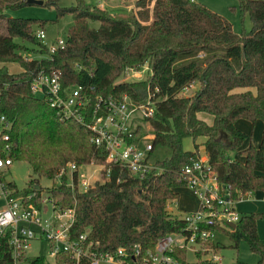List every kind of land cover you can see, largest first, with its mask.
I'll list each match as a JSON object with an SVG mask.
<instances>
[{
    "label": "trees",
    "instance_id": "1",
    "mask_svg": "<svg viewBox=\"0 0 264 264\" xmlns=\"http://www.w3.org/2000/svg\"><path fill=\"white\" fill-rule=\"evenodd\" d=\"M42 1L44 6H54L53 19L7 17L8 11L29 3L0 0V113L9 124L1 132L8 140L0 136V158L25 162L33 175L51 180L70 162L77 167L89 163L105 167L99 170L100 178L83 190L66 185L64 174L45 188L57 207L74 208L71 235L85 234L96 251L122 249L132 259L134 247L145 254L158 237L180 231L182 219L171 215L166 206L178 198L177 189L185 187L183 169L197 160L199 147L230 198L246 192L264 194V0H235L236 6L228 7L230 12L246 14L250 21L249 29L238 33L226 18L195 0H134L132 10L115 12L85 0H73L63 7L57 5L58 0ZM65 15L71 16V23L64 44L50 53L36 32ZM89 21L97 26H90ZM24 43L36 47L41 57L24 58L21 52L28 50ZM6 63H16L20 71L9 73ZM143 66L147 69L141 79L117 81L125 69L137 71ZM52 71L58 73L63 89L91 87V104L96 98L123 94L136 103L149 97L154 102L153 114L132 131L130 140L151 134L152 169L138 177L123 167L106 164L105 151L90 142L85 120H60L45 100L33 95L31 80ZM194 82L198 89L183 95ZM197 113L210 116L211 124L198 119ZM237 119L261 122L257 146L239 149L241 159L229 156L247 138L234 126ZM185 139L191 141L190 150L182 147ZM156 146L168 149V156L152 159ZM1 173L0 181L11 195L34 191V201L38 198L41 188L34 179L17 190ZM258 220H264V212L240 214L233 229L216 227L214 231L226 236L234 251L240 241L245 242L257 256L256 264H264ZM209 245L215 251L222 247L215 239ZM186 251H173L180 264H221L199 253L188 262ZM18 261L75 264L64 252L52 256L50 262L22 251ZM0 264H12L6 237L0 239Z\"/></svg>",
    "mask_w": 264,
    "mask_h": 264
},
{
    "label": "built area",
    "instance_id": "2",
    "mask_svg": "<svg viewBox=\"0 0 264 264\" xmlns=\"http://www.w3.org/2000/svg\"><path fill=\"white\" fill-rule=\"evenodd\" d=\"M36 37L43 41V31L38 30ZM63 44V40L57 39L46 48L51 53ZM146 69L145 67L144 72ZM129 70L133 78H142L141 71ZM29 89L33 95H41L38 98L47 102L58 119L74 118L82 122L85 120L84 126L90 133V142L95 148L105 151L106 164L123 167L138 177L152 169L151 141L141 146V137L130 140L132 131L138 125H143V120L153 114L154 102L149 97L136 103L123 94L117 98H96L91 104L88 94L92 91L91 87L86 90L80 85H74L63 89L55 71L35 76L29 84ZM8 126V121L0 113V136L2 130ZM1 138L3 141L8 140L6 134H2ZM3 149L7 151L9 148L5 145ZM10 165L9 158H0V171ZM97 167L99 170L105 168L103 165ZM108 172V169L104 172L105 178L108 177ZM183 173L187 176L185 187L196 197L197 208L193 212H186L181 218L183 226L180 231L158 237L152 250L140 255L139 250L134 247L132 259H128L122 249L109 253L96 251L94 244L85 239V234L71 235L70 228L75 217L73 207H57L42 190L35 201L34 191L24 196H13L5 182L1 181L0 200L3 207L0 208V239L7 238L12 264L19 263L20 254L26 250L29 242L35 239L47 243L51 257L58 252H64L75 264H180L173 256V251L180 248L192 252L201 250L207 259L219 262L220 255L209 245L216 235L214 229L221 227L230 230L227 223L235 224L240 215L235 209V203L248 198L264 201V194L246 192L239 193L237 199L230 198L225 186L218 181L208 166L205 155H199L197 160L185 166ZM62 174L66 177V185H75L79 190L85 189L95 181L82 174L78 175L77 166L72 162L67 163L54 180L58 181Z\"/></svg>",
    "mask_w": 264,
    "mask_h": 264
},
{
    "label": "rangeland",
    "instance_id": "3",
    "mask_svg": "<svg viewBox=\"0 0 264 264\" xmlns=\"http://www.w3.org/2000/svg\"><path fill=\"white\" fill-rule=\"evenodd\" d=\"M222 1L223 3H226V1L234 2V4H228L226 6L227 10H228V7L230 6H236L235 0H222ZM85 2L98 5L100 8H104L110 12H115L118 10H132L134 8L133 7L134 0H85ZM71 4H73V0H58L57 2V5L61 7L68 6ZM151 5H152V2L149 4V8H151ZM7 14L8 16H11V17L51 20L54 18L55 10H54V6L28 4L22 8L8 11ZM223 17L224 18L227 17L229 19L228 21L233 25V28H234V30L233 29L232 30L236 33H238L241 29L247 30L250 27V21L248 19V16L246 14H240L238 11L230 12L228 10V12L226 11V17L225 16ZM70 23H71L70 15H65L61 17L60 19H58L56 23H46L44 27L42 28V31L44 34V39H43L44 45L50 46L57 39L64 41L65 32H66L67 27L70 25ZM88 23L90 26H93V27L97 26V22L95 21H89ZM24 45L28 48V50L21 52V55L24 58L32 59V58L41 57L39 52L36 51L37 50L36 47L32 46L29 43H24ZM1 65L2 64L0 63V66ZM4 66L9 73H16L20 71V68L16 63H6L4 64ZM144 68L145 66L141 67L140 70H137V71L142 72V77H144L146 73L144 72ZM123 80L125 81L135 80V78H133L132 72L129 69H125L122 72V74L117 78V81H123ZM197 89L198 87H196L195 89L194 87H188L186 88V90H184L183 95L185 96L191 95ZM35 96L41 97V95L39 94H36ZM248 131L249 130L244 131L247 133V138L244 140V142L241 144L238 150L245 148L247 145H249V143H252L254 145V143L256 142L255 138L259 139L258 132L255 138L253 135V137L250 139V135ZM259 135H260V132H259ZM151 137H152L151 134H144L139 139V144L142 146L145 143L150 142ZM182 147L184 149L190 150L192 148L190 139L183 140ZM238 150H235L234 152L229 153V156L231 158L236 157V159H241L240 156L238 155ZM168 154H169L168 149H166L165 147L156 146L153 151L152 159L161 160L167 157ZM199 155L200 156L204 155L203 151H199ZM77 174L78 175L82 174L84 177H89V180H92V181L99 179L98 167L90 163L77 167ZM1 176L6 182L8 181L13 182L17 190H21L25 188L28 179L30 178L34 179L37 185L41 188L43 194H45V188L49 187L53 181L57 182L56 180L46 179L43 177L41 178L36 177L35 175L32 174L30 167L25 162H12L11 165L8 166L7 169L2 171ZM177 192L179 194L178 198L176 200L174 199L170 201L167 204L166 208L171 215H174L178 218H182L186 212H193L197 208V199L187 187H180L177 189ZM178 199L180 200L179 203L182 204V206L187 205L192 208L182 210L180 206L176 205V202ZM253 204H257V205H253ZM253 204H249V206L244 205L245 209L243 208L241 209L245 211L246 213H249V211H253V210L255 211L259 209L264 210V203H261L262 205L259 203H253ZM194 206H196L195 209L193 208ZM2 207H3V202L0 200V208ZM237 212L241 213L238 210ZM262 224L264 225V222H261L260 226ZM259 230H260L261 238L264 241V232H263L264 230H262V227H259ZM215 239L217 241L219 240L222 243V247L219 249V253H218V255L221 256V260L219 261V263L230 264L233 262H239L242 264H256L257 256L254 253L249 251L245 242L240 241L238 243L237 250L234 251L233 249L227 246L230 242L228 241L226 236L216 234ZM196 253H199V255L201 254L200 256L202 258L203 257L205 258L206 256L204 255V252H202L201 250L195 251V252L194 251L192 252L191 250H187L186 255H185L186 260L188 262H193L195 260L194 254ZM25 254L29 257L42 255L46 257L48 261L50 262L52 261V257L48 253V245L44 240H39V239L31 240L29 242L28 247L25 250ZM99 264H111V263L101 262Z\"/></svg>",
    "mask_w": 264,
    "mask_h": 264
},
{
    "label": "crops",
    "instance_id": "4",
    "mask_svg": "<svg viewBox=\"0 0 264 264\" xmlns=\"http://www.w3.org/2000/svg\"><path fill=\"white\" fill-rule=\"evenodd\" d=\"M195 1H197V0H195ZM198 2H201V3H203L206 7H208L210 10H212V11H214V12H216L217 14H221V15H223V16H225L226 17V11L228 12V10H227V8H226V6L228 5V4H234V2H229V1H226V3H223V1L221 0V1H219V0H199ZM226 4V5H225ZM100 5V4H99ZM102 7V6H101ZM227 18V17H226ZM227 20H229L228 18H227ZM232 25V24H231ZM232 29L234 30V28H233V25H232ZM189 87H194V89L196 88V87H199V84L197 83V82H194L193 84H191ZM186 90V89H185ZM242 90H245V89H236L235 91H242ZM196 117L198 118V119H201L202 121H204L206 124H211V117L210 116H208V115H206V114H203V113H197L196 114ZM234 126L238 129V130H240V131H242V132H244V131H246V130H249L248 132H249V135H250V139L253 137V135H254V138L256 137V135H257V132H258V138L260 139V135H261V122L260 121H255L253 124H251L250 122H248V121H246V120H244V119H237L235 122H234ZM249 126V127H248ZM249 128V129H248ZM256 130V131H255ZM254 132V133H253ZM259 132H260V135H259ZM246 135H247V133L246 132H244ZM259 139H257V138H255V143H254V145L252 144V143H249V144H251V145H253V146H257V144H258V142H259ZM198 150L199 151H203V149H202V147H199L198 148ZM238 150V149H237ZM239 151V150H238ZM205 155V154H204ZM235 159H236V157H235ZM179 195V194H178ZM179 199L177 200V202H176V205L177 206H180V208L182 209V210H186V209H190V208H192V207H190V206H187V205H183L182 206V204H180L179 203ZM253 203H259V204H261V203H264V201H262V200H259V199H251V198H248V199H243V200H240V201H237L236 203H235V209H237L239 212H241V213H243V214H248V213H246L245 211H243L241 208H243V209H245V206L244 205H246V206H249V204H253ZM241 205V206H240ZM253 205H257V204H253ZM262 205V204H261ZM195 207L196 206H194L193 208L195 209ZM263 208V207H262ZM193 209V210H194ZM236 210V211H237ZM258 212H264V210H262V209H259V210H253V211H249V213H258ZM241 213H239V214H241ZM261 222H264V220H258V221H256V230H257V233H258V236H259V238H260V240L264 243V241L262 240V238H261V234H260V230H259V227H262V230H264V225L262 224L261 226H260V223ZM264 232V231H263ZM216 236V235H215ZM215 239V238H214ZM216 240V239H215ZM217 241V240H216ZM219 241V240H218ZM220 242V241H219ZM221 243V242H220ZM222 244V243H221ZM229 245V244H228ZM227 245V246H228ZM218 253H219V250L217 251ZM221 257V256H220Z\"/></svg>",
    "mask_w": 264,
    "mask_h": 264
},
{
    "label": "water",
    "instance_id": "5",
    "mask_svg": "<svg viewBox=\"0 0 264 264\" xmlns=\"http://www.w3.org/2000/svg\"><path fill=\"white\" fill-rule=\"evenodd\" d=\"M27 1V3H29V4H36V5H42V0H26ZM5 16H7L8 17V14L7 13H5ZM36 188H37V185H36ZM227 225H228V227L230 228V229H233L234 228V226H235V224H233V223H227Z\"/></svg>",
    "mask_w": 264,
    "mask_h": 264
}]
</instances>
